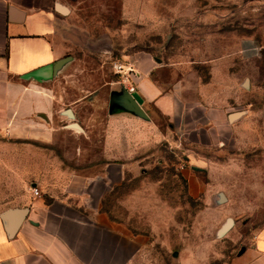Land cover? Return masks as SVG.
Returning <instances> with one entry per match:
<instances>
[{
    "label": "crops",
    "instance_id": "0c3cea01",
    "mask_svg": "<svg viewBox=\"0 0 264 264\" xmlns=\"http://www.w3.org/2000/svg\"><path fill=\"white\" fill-rule=\"evenodd\" d=\"M74 27L68 0H0V264H111V255L104 253L110 251L111 234L118 240V264H127L120 247L121 241L126 244V223L110 220L104 199L111 180H125L127 164L154 142L182 145L190 133L199 132L206 138L199 149L264 154V60L261 77L256 74L246 82L212 67L208 82L199 81L187 97L179 68L143 53L132 59L138 73L132 96L148 119L116 106L110 110L111 94L119 93L111 92L100 154L80 166L67 164L62 156L64 132L90 140L85 127L76 123L79 131L68 125L75 123L80 111L94 110L104 100L99 93L57 90L74 61L70 37ZM251 46L245 43V57H258L245 51ZM65 57L72 60L54 78L22 79ZM255 62L250 61L252 69L257 68ZM64 115L70 123H63ZM161 119L168 122V129L160 128ZM186 157L190 171L184 177L192 197L206 189L195 172L208 179L239 176L205 156ZM236 166L240 169L242 164ZM111 167L117 171L114 176ZM251 174L264 179V170L262 175L256 169ZM260 187L264 189V184ZM219 198L221 203L226 200L223 194ZM249 206L247 212L258 208ZM260 211L264 214V207ZM7 212H23L13 235L2 219ZM251 215L238 225L229 219L232 225L219 235L236 227L239 245L229 264H264V217L259 221Z\"/></svg>",
    "mask_w": 264,
    "mask_h": 264
},
{
    "label": "rangeland",
    "instance_id": "374dc122",
    "mask_svg": "<svg viewBox=\"0 0 264 264\" xmlns=\"http://www.w3.org/2000/svg\"><path fill=\"white\" fill-rule=\"evenodd\" d=\"M68 6L75 26L70 34L74 61L57 90L63 94L89 91L104 99L101 106L83 109L74 120L86 128L90 140L80 133L78 140L75 134H63L62 156L71 166L88 163L100 154L110 115L109 94L121 92L113 70L117 62L133 61L135 55L145 53L177 66L186 80L187 97L199 81L208 82L212 67L224 71L223 76H239L245 82L262 75L264 0H68ZM247 42L260 49L250 52L258 57H245ZM252 60L257 61V68L252 69ZM70 121L64 115L63 123ZM167 124L164 119L158 122L162 130L168 129ZM204 142L205 135L199 132L190 133L182 145L154 142L127 164L125 180H111L104 203L112 222L126 223V244L121 241L120 247L127 264H229L239 244L236 227L219 236L227 219L236 225L247 216L252 219L251 213L255 220L263 219L260 184L264 179L251 174L256 169L262 175L264 154L257 153L261 150L199 149ZM190 154L205 156L239 176L208 179L195 172L206 189L192 197L184 177L190 171L185 161ZM237 162L242 164L240 169ZM111 168L114 176L117 171ZM220 194L226 199L222 203ZM249 205L258 208L247 212ZM111 236L110 251L104 253L111 255V264H118V240Z\"/></svg>",
    "mask_w": 264,
    "mask_h": 264
},
{
    "label": "water",
    "instance_id": "95a60500",
    "mask_svg": "<svg viewBox=\"0 0 264 264\" xmlns=\"http://www.w3.org/2000/svg\"><path fill=\"white\" fill-rule=\"evenodd\" d=\"M72 60L71 57H65L63 59L57 60L52 64H49L47 66H44L40 69H37L35 71H32L30 73H27L22 76V79L24 80H34V81H47L52 78H54L57 73L62 69L64 65H66L68 62ZM119 107L122 110L133 114L134 116L147 120L148 116L143 111V109L140 107V105L137 103V101L133 98V96L127 92L124 88H121V92L119 93H113L110 96V110L113 109V107ZM67 115L72 118L70 111H67ZM235 116H231V119H234ZM68 127H71L73 129H77L81 131V128L76 123H71L68 125ZM2 219L7 223L8 229L10 231V234L13 235V233L18 230L22 223L23 219V212L20 214L16 212H7L2 215ZM232 225V222L230 220L227 221L226 225L222 228L219 235H222L225 233L230 226Z\"/></svg>",
    "mask_w": 264,
    "mask_h": 264
},
{
    "label": "built area",
    "instance_id": "2783aa9c",
    "mask_svg": "<svg viewBox=\"0 0 264 264\" xmlns=\"http://www.w3.org/2000/svg\"><path fill=\"white\" fill-rule=\"evenodd\" d=\"M257 50L259 51L260 49L251 46L245 51L253 53ZM113 70L119 78L117 84L132 95L135 92V82L138 79V73L135 70L134 61H125L123 63L117 62L113 65ZM34 194L38 195L36 189H34Z\"/></svg>",
    "mask_w": 264,
    "mask_h": 264
}]
</instances>
